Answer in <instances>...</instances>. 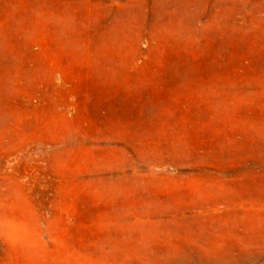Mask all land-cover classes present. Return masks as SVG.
Segmentation results:
<instances>
[{
  "label": "rangeland",
  "instance_id": "rangeland-1",
  "mask_svg": "<svg viewBox=\"0 0 264 264\" xmlns=\"http://www.w3.org/2000/svg\"><path fill=\"white\" fill-rule=\"evenodd\" d=\"M0 264H264V0H0Z\"/></svg>",
  "mask_w": 264,
  "mask_h": 264
}]
</instances>
